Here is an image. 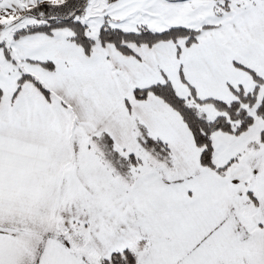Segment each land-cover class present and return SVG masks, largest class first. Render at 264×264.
Segmentation results:
<instances>
[{
	"label": "snow or ice",
	"instance_id": "1",
	"mask_svg": "<svg viewBox=\"0 0 264 264\" xmlns=\"http://www.w3.org/2000/svg\"><path fill=\"white\" fill-rule=\"evenodd\" d=\"M0 264H264V0H0Z\"/></svg>",
	"mask_w": 264,
	"mask_h": 264
}]
</instances>
